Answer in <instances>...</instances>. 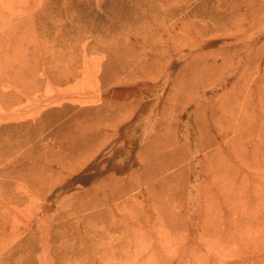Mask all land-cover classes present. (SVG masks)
<instances>
[{"label":"rangeland","instance_id":"374dc122","mask_svg":"<svg viewBox=\"0 0 264 264\" xmlns=\"http://www.w3.org/2000/svg\"><path fill=\"white\" fill-rule=\"evenodd\" d=\"M0 43V264H264V0H0Z\"/></svg>","mask_w":264,"mask_h":264},{"label":"bare ground","instance_id":"6f19581e","mask_svg":"<svg viewBox=\"0 0 264 264\" xmlns=\"http://www.w3.org/2000/svg\"><path fill=\"white\" fill-rule=\"evenodd\" d=\"M2 46L4 47V44L0 43V49H1L0 52L2 51L3 48Z\"/></svg>","mask_w":264,"mask_h":264}]
</instances>
